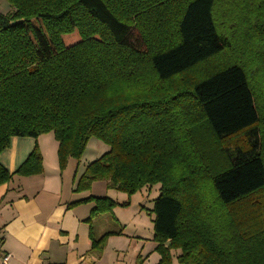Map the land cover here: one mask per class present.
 Masks as SVG:
<instances>
[{"label":"trees","instance_id":"obj_1","mask_svg":"<svg viewBox=\"0 0 264 264\" xmlns=\"http://www.w3.org/2000/svg\"><path fill=\"white\" fill-rule=\"evenodd\" d=\"M9 1L0 155L15 136L53 132L63 170L96 137L109 149L76 191L160 185L156 264H264V0ZM43 171L36 144L14 172L0 160V186ZM81 202L93 216L117 204ZM87 221L100 257L122 230L97 237Z\"/></svg>","mask_w":264,"mask_h":264},{"label":"crops","instance_id":"obj_2","mask_svg":"<svg viewBox=\"0 0 264 264\" xmlns=\"http://www.w3.org/2000/svg\"><path fill=\"white\" fill-rule=\"evenodd\" d=\"M41 137L15 136L0 155L2 164L14 172L38 144L44 164L42 173L15 175L0 186V264L2 254L10 255L9 264H104L106 256L112 253L117 257L116 264H124L125 251L117 243L121 237H126L124 234L128 237L134 234L133 237L137 239L134 243L135 264H156L161 256L155 250L157 243L154 240L153 215H150L152 219L148 222L147 235H142V225L139 226L142 223L139 220L145 219L141 208L145 207L144 201H131L127 209H134L135 215L128 221L123 217L125 210L117 207L113 214L105 212L93 216L92 202L73 204L90 195L97 196L94 186L88 191H76L78 179L86 166L81 169L80 160L70 158L61 170L58 141L55 142L53 138L42 140ZM145 189L159 192L160 185L146 186L141 190ZM111 190H108V194H111ZM91 216L95 236L98 234L97 227L100 236L107 231L123 232L121 236L111 235L108 238L100 257L90 252L92 240L87 219ZM118 227L120 229H116ZM128 229L133 233H128ZM179 252L173 251L175 256ZM174 264H179L176 257Z\"/></svg>","mask_w":264,"mask_h":264},{"label":"rangeland","instance_id":"obj_3","mask_svg":"<svg viewBox=\"0 0 264 264\" xmlns=\"http://www.w3.org/2000/svg\"><path fill=\"white\" fill-rule=\"evenodd\" d=\"M13 12H14V7L11 5L9 0H0V13H2L4 15H11ZM41 135H42V137H41L42 140L44 138H53V140L56 142V139H55L53 132H47V133H43ZM108 149H109V146L107 144H105L103 141H101L100 139H98L96 137L91 138L87 144V147H86V150H85L83 156L80 159L81 169L84 166H86L88 163H90L91 161L97 159L100 155H102ZM40 150H41V148H40ZM93 184H92V187L94 186L93 190H94L95 195H97V196H108V197L112 198L117 203L115 205L114 209L117 207V208L125 210L123 212L124 213L123 217L127 221L130 220L135 215V212H133L134 209H127V206L131 203L132 200L137 201V202H140L143 200L145 207H141V208L144 211L145 219L142 221L139 220V222H142L141 224H139V226L142 225V231H143L142 235H147V233H149L148 232L149 231V229H148L149 223L148 222H151V219H152V218H150L151 214L153 215V219H154V213L152 212V209L154 207L155 199L160 194V190H158L159 192H156L154 189L153 190L145 189V190H140V191H138L132 195H129L127 192L112 189L110 191L111 194H108L109 188L107 187L106 181H104V180L95 181ZM125 202H127V203L129 202V204L127 206H124L123 203H125ZM151 203H153V205ZM141 205H143V204H140V206ZM114 209H113V213H114ZM149 209H150V212H149ZM153 219H152V224H153V229H154ZM133 227H134V224H133ZM116 229H120V227H118ZM96 232L98 233L97 237H99L100 235H99L98 227L96 228ZM127 232L133 233V231L130 229H128ZM122 234H123V232H122ZM131 235L134 236V234H131ZM119 236H121V234H119ZM124 236H126V237H121L122 239H120V241L117 242L118 244H120L124 248V251H125L124 252V254H125L124 264H135L136 256H134V249L136 248V246L134 245V243L136 242L137 239L134 238L133 236L128 237L126 234H124ZM125 240H127V241H125ZM117 243H115V245H117ZM116 259H117L116 255H114L113 253L109 254L106 256L104 264H116L115 263Z\"/></svg>","mask_w":264,"mask_h":264},{"label":"built area","instance_id":"obj_4","mask_svg":"<svg viewBox=\"0 0 264 264\" xmlns=\"http://www.w3.org/2000/svg\"><path fill=\"white\" fill-rule=\"evenodd\" d=\"M2 241V236H1V233H0V243ZM2 264H9V261H10V255L9 254H2Z\"/></svg>","mask_w":264,"mask_h":264},{"label":"water","instance_id":"obj_5","mask_svg":"<svg viewBox=\"0 0 264 264\" xmlns=\"http://www.w3.org/2000/svg\"><path fill=\"white\" fill-rule=\"evenodd\" d=\"M21 21H22V19L15 20V21L12 22V24L14 25V24H16V23H18V22H21Z\"/></svg>","mask_w":264,"mask_h":264}]
</instances>
